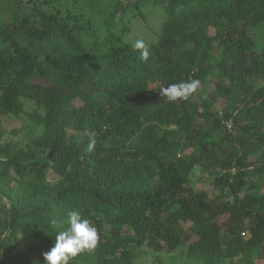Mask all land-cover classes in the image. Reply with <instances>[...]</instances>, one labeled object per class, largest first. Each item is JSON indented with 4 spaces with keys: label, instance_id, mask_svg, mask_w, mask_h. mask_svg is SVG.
<instances>
[{
    "label": "trees",
    "instance_id": "16d2710c",
    "mask_svg": "<svg viewBox=\"0 0 264 264\" xmlns=\"http://www.w3.org/2000/svg\"><path fill=\"white\" fill-rule=\"evenodd\" d=\"M28 1L32 14L17 10L0 22V115L24 117L39 133L14 141V131L6 140L0 121V249L5 240L18 248L30 240L28 250L45 253L69 226L67 213L77 211L98 228L101 243L70 264H127L128 245L145 242L155 251L162 243L185 246L197 264H252L259 252L264 258V192H254L264 180V84L251 88L264 79V49L253 35L264 23V0H111L101 5L94 34L103 42L95 47L66 17L38 8L62 0ZM152 4L164 16L147 28L143 62L134 42L113 29L132 9L143 20L140 9ZM57 39L70 53L28 48ZM190 78L212 87L199 104L194 95L176 103L159 95L160 87ZM219 100L226 105L215 112ZM187 150L193 153L178 160ZM193 166L213 179V197L194 191L187 177ZM49 171L53 183L45 180ZM223 194L233 201L218 204ZM223 233L247 238L225 249ZM4 257L0 264H33L19 249ZM36 264H47L43 254Z\"/></svg>",
    "mask_w": 264,
    "mask_h": 264
},
{
    "label": "rangeland",
    "instance_id": "374dc122",
    "mask_svg": "<svg viewBox=\"0 0 264 264\" xmlns=\"http://www.w3.org/2000/svg\"><path fill=\"white\" fill-rule=\"evenodd\" d=\"M111 0H62L58 5H53L51 7L48 6H38L39 10L44 13H54L60 17H66L68 22L72 25L75 33L83 38L90 46L95 47L99 44L101 45L102 34H94L95 32V24L97 17L102 16L100 13L101 5L103 6L104 2H108ZM124 3L123 0H120ZM22 5L17 3L16 0H0V22H6L12 18L17 10L22 14H32L33 13V5L28 0H21ZM134 3V0H131ZM142 14L144 15V19L139 18L138 13L133 9L129 12H126L123 20L119 23H116L113 32L115 36L121 37L122 41L125 42H135L137 40H143L146 45H149L150 32L147 29L148 27H155L158 22L163 18L164 13L162 8L158 6H154V4L149 5L147 7H142L140 9ZM121 29H125V33L121 35ZM208 32L210 35L214 33V29L209 28ZM101 35V36H100ZM254 40L256 45L260 49H264V23H262L255 31H254ZM103 42V41H102ZM22 45H25L22 42ZM216 45V43H215ZM1 46V44H0ZM30 51L34 54L41 55L43 53H51L53 50L62 53H70V46L63 41L62 39L57 40H48L43 42H36L28 45ZM220 57V52L217 48L214 49L213 55L210 57V61L216 63ZM52 74V73H51ZM36 82L43 84V80L40 78L35 79ZM264 79H260L256 85H253L251 88L257 89V87L263 86ZM154 85L150 86V89H154ZM212 87H208L206 90L199 88L198 92L194 94L193 101L196 104H199L201 99H203ZM73 105L76 107L81 106V102L79 100H74ZM225 101L219 100L217 105L213 108L215 112H220L222 108H225ZM28 110L31 109L30 106L26 107ZM0 121L2 128L5 130V138L9 140L10 133L14 131H18L19 134L15 136L14 141H20L26 132L33 131L35 135H38L39 130H33L29 124V122L24 117L13 118L11 116L0 115ZM89 132V131H88ZM12 139V138H11ZM25 140V139H24ZM24 143V142H23ZM232 145V144H231ZM230 143L225 145V150L228 153H231ZM192 150H187L184 155H180L178 160H180L183 156H189L192 154ZM222 157V156H221ZM250 160L256 161V157L252 156ZM180 171L182 174H186V168L183 167L181 163H179ZM216 172L218 174H223L224 171L217 168ZM188 180L192 185L194 191H205L209 197H213L214 194H217L218 191H214L211 186V181L213 179L209 178L207 173L201 172L198 166H193L191 171L187 173ZM56 179V176L51 172H47L45 176V180L49 183H53ZM254 192H264V180L261 182ZM241 195V194H240ZM233 197L229 194H223L218 200V204H229L233 200ZM3 217V212L0 211V219ZM245 224H248V221H245ZM184 229L188 228V225L183 226ZM105 232L108 234L109 227L105 226ZM127 236H130L128 231L125 232ZM247 238L246 235H242L240 237H231L228 233H223L221 236L222 245L225 249L232 246L235 241H244ZM2 248L0 249V253L7 258L8 256L14 254L18 249L24 254V256L32 261L33 264H36L37 260L41 257L43 252H34L28 250L32 243L30 240L24 241L21 243L20 248L16 245L13 240H5ZM162 249L160 251L153 250L147 242L138 246L135 243H130L127 247V250L130 252L131 260L127 264H197L194 261L187 259L186 251L187 248L185 246H179L175 250H171L168 248L167 244L162 243ZM40 254V256H39ZM119 258L117 254L115 256V260ZM224 264H240L238 259H230L226 260ZM252 264H264V258H261V253L259 252L256 258L253 260Z\"/></svg>",
    "mask_w": 264,
    "mask_h": 264
},
{
    "label": "clouds",
    "instance_id": "9594fccd",
    "mask_svg": "<svg viewBox=\"0 0 264 264\" xmlns=\"http://www.w3.org/2000/svg\"><path fill=\"white\" fill-rule=\"evenodd\" d=\"M132 46L140 51L139 59L147 62L150 51L145 42L137 40ZM200 83L198 79L192 78L187 81L172 83L166 87H160L159 95L172 103L187 101L198 92ZM88 140L87 152L91 153L95 149V133L88 135ZM51 223L55 225L58 222L53 219ZM67 224L69 226L66 229L56 234L54 246L43 253L47 264H70L71 260L78 255L85 252H94L100 246L101 236L99 230L89 219L82 218L77 211H69L67 213Z\"/></svg>",
    "mask_w": 264,
    "mask_h": 264
},
{
    "label": "built area",
    "instance_id": "2783aa9c",
    "mask_svg": "<svg viewBox=\"0 0 264 264\" xmlns=\"http://www.w3.org/2000/svg\"><path fill=\"white\" fill-rule=\"evenodd\" d=\"M226 127H227L228 130H231L232 129L231 121H229V122L226 123Z\"/></svg>",
    "mask_w": 264,
    "mask_h": 264
}]
</instances>
